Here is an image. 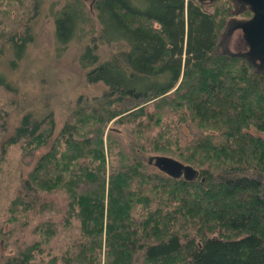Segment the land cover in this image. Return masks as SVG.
Returning a JSON list of instances; mask_svg holds the SVG:
<instances>
[{
    "label": "trees",
    "instance_id": "16d2710c",
    "mask_svg": "<svg viewBox=\"0 0 264 264\" xmlns=\"http://www.w3.org/2000/svg\"><path fill=\"white\" fill-rule=\"evenodd\" d=\"M85 2L0 0V57L41 17L60 42L84 25L83 81L101 86L57 127L19 111L0 69V264H261L264 70L216 51L230 2ZM154 155L196 174L171 177Z\"/></svg>",
    "mask_w": 264,
    "mask_h": 264
},
{
    "label": "rangeland",
    "instance_id": "374dc122",
    "mask_svg": "<svg viewBox=\"0 0 264 264\" xmlns=\"http://www.w3.org/2000/svg\"><path fill=\"white\" fill-rule=\"evenodd\" d=\"M85 3L88 5L87 2ZM235 4L232 1V15L235 19H240L242 18V10ZM206 10L210 11L211 8L208 7ZM247 12L244 13L245 16L250 14ZM83 26L77 28L72 38L60 42L52 40L51 32L54 28L50 19L41 17L30 32L31 39L36 33L34 42L29 41L19 55L10 49L3 52L0 57V69L9 76V79L14 81L13 84H16L14 86L18 91V108L21 113L32 112L33 108L34 110L43 108L41 114L52 111L55 124L58 127L80 93L86 98L101 95L100 85L98 87L97 85H88L83 81L84 71L80 68L79 59L85 52L83 46L87 44L92 35L89 27ZM224 27L218 35L216 51L220 53L241 51L243 44L240 30L235 29L231 34H228L227 27ZM80 41L82 45L77 46ZM74 54L77 55L76 59ZM85 54L90 57L94 56L92 53L85 52ZM253 67L257 68L255 65ZM9 117L8 125L10 127L15 124L13 119L16 117L12 113ZM44 149L45 147L40 146L32 153L31 157L24 159L22 165H24L25 170L29 168L34 157L39 156ZM5 159L7 162L13 161L18 164L17 153L12 150H7ZM248 251V247H241L237 254L242 258L248 254ZM261 264H264V259Z\"/></svg>",
    "mask_w": 264,
    "mask_h": 264
},
{
    "label": "water",
    "instance_id": "95a60500",
    "mask_svg": "<svg viewBox=\"0 0 264 264\" xmlns=\"http://www.w3.org/2000/svg\"><path fill=\"white\" fill-rule=\"evenodd\" d=\"M88 2V6L95 0H83ZM212 1V0H202ZM243 1L248 5L251 12L250 18L239 21L234 28H238L246 43V50L240 54H233L244 58L252 66L256 60L264 61V0H236ZM148 162L155 166L158 170L165 174L177 178H191L196 171L188 165H184L179 161L162 155H154L148 157Z\"/></svg>",
    "mask_w": 264,
    "mask_h": 264
},
{
    "label": "flooded vegetation",
    "instance_id": "af4514ba",
    "mask_svg": "<svg viewBox=\"0 0 264 264\" xmlns=\"http://www.w3.org/2000/svg\"><path fill=\"white\" fill-rule=\"evenodd\" d=\"M228 1L230 2L231 6H232V1H233L234 3H236L235 5H237L238 7H240V9L242 10L241 11L242 18L235 19L233 17V15H232L233 13L231 11V15L228 16L227 20L225 21V25L224 26L227 27L228 34H231V32L233 30L238 29V28H234V27L238 24L239 21L247 20L248 18H250L251 12L248 9V5L246 3H244L243 1H240V2L239 1H236V0H228ZM246 11H248L250 13L248 16H245L244 15V13H246ZM241 42L243 44V46H241V51H238L237 53H229V52H227V54H240V53H243L246 50L247 47H246V43H245V40H244L242 34H241ZM255 63H256L255 66L257 67V68L254 67L255 71L261 72V71L264 70V61L259 62V61L256 60Z\"/></svg>",
    "mask_w": 264,
    "mask_h": 264
}]
</instances>
